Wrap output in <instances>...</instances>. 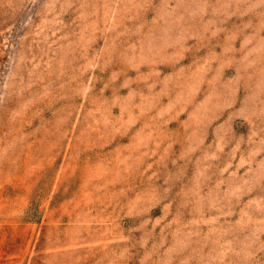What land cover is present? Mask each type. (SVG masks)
I'll list each match as a JSON object with an SVG mask.
<instances>
[{
	"label": "rangeland",
	"instance_id": "rangeland-1",
	"mask_svg": "<svg viewBox=\"0 0 264 264\" xmlns=\"http://www.w3.org/2000/svg\"><path fill=\"white\" fill-rule=\"evenodd\" d=\"M0 264H264V0H0Z\"/></svg>",
	"mask_w": 264,
	"mask_h": 264
}]
</instances>
